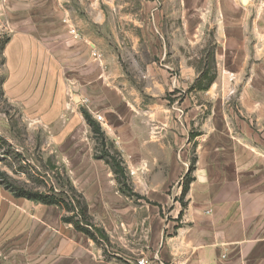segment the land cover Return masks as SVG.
Instances as JSON below:
<instances>
[{
    "label": "crops",
    "instance_id": "obj_1",
    "mask_svg": "<svg viewBox=\"0 0 264 264\" xmlns=\"http://www.w3.org/2000/svg\"><path fill=\"white\" fill-rule=\"evenodd\" d=\"M0 39L8 100L53 137L99 131L124 169L131 196L91 163L137 244L86 264H264V0L0 1ZM226 93L247 113L204 115Z\"/></svg>",
    "mask_w": 264,
    "mask_h": 264
},
{
    "label": "rangeland",
    "instance_id": "obj_2",
    "mask_svg": "<svg viewBox=\"0 0 264 264\" xmlns=\"http://www.w3.org/2000/svg\"><path fill=\"white\" fill-rule=\"evenodd\" d=\"M4 42L5 39H0V264H86L90 258L92 261L97 258L109 260L113 254H121L123 240L137 244L136 225L140 219L128 214L110 217L108 209H115L114 206L119 204L118 199L111 198V190L116 187L108 183L102 164L98 168L91 166L96 161L107 165L105 161H110L109 157L101 159L105 152L119 160L116 152L105 150L106 143L103 146L97 135L83 141L53 137L52 129L49 131L36 125L28 117L25 107L8 100L2 89L6 78ZM227 93L219 107L209 102L203 109L204 115L216 113L217 109L225 114L245 115L249 107L236 102L235 94L229 98ZM258 109L264 111V107ZM218 124L221 125V121ZM232 124L227 121L226 126L235 130ZM199 156L190 153L189 163ZM97 172L102 176L100 185H96L98 178L94 175ZM10 187L57 197L64 205L48 206L17 198ZM117 188L131 196L123 185L117 184ZM80 196L89 200L93 225L105 229L112 222L116 224L113 243L96 244L72 224L63 221L77 215L76 202L82 203ZM65 205H70L72 210ZM131 205L141 204L134 197ZM123 225L127 231L122 230ZM128 226L134 229L128 232Z\"/></svg>",
    "mask_w": 264,
    "mask_h": 264
},
{
    "label": "trees",
    "instance_id": "obj_3",
    "mask_svg": "<svg viewBox=\"0 0 264 264\" xmlns=\"http://www.w3.org/2000/svg\"><path fill=\"white\" fill-rule=\"evenodd\" d=\"M85 117L89 124L93 125L91 118L88 114H85ZM99 138L102 141L103 146L105 145V139L102 134H100L99 131ZM109 157L110 161L106 160L107 162L114 170V172L118 175L119 177V182L124 186L127 192L132 193V190L126 185L125 183V175H124V169L120 165V160L117 159V157L109 156L106 152L103 154L101 159H105ZM195 170V162L192 163V165L189 168V171L186 175V180L183 185V191H182V197L184 198L189 191V187L191 182L193 181V178L191 177V174ZM11 192L15 195L17 198H25L30 201L34 202H39L44 205L52 206H63L64 203L58 199L57 197L49 196V195H44L38 192L34 191H29L25 190L23 188H18V187H10ZM139 197V195H136ZM82 199V203L80 201L76 202V205L78 206V213L77 215H74L73 217H69L66 219H63L65 223L72 224L73 227L80 233L84 234L87 236L89 239L93 240L96 244H99V242L103 243H109L108 236L106 235L105 231L99 227H96L95 225L92 224V219L89 214L88 210V204L85 201L83 196H80ZM67 208L70 210L71 207L70 205H65ZM69 206V207H68ZM72 210V209H71ZM79 217V219H77Z\"/></svg>",
    "mask_w": 264,
    "mask_h": 264
},
{
    "label": "built area",
    "instance_id": "obj_4",
    "mask_svg": "<svg viewBox=\"0 0 264 264\" xmlns=\"http://www.w3.org/2000/svg\"><path fill=\"white\" fill-rule=\"evenodd\" d=\"M0 1L4 3V2H7L8 0H0ZM65 23H68V20H67V19L65 20ZM70 33L73 34L75 37L78 36V33H77V31H76L75 28H72V27H71V29H70ZM93 56H94L95 58H99V57H100V55L97 53V51H93ZM95 119H96L97 121L101 122V121L103 120V117H102L101 115H97V116L95 117ZM134 264H156V261H155L154 258H149V257H146V256H142V257L138 258V259L135 261Z\"/></svg>",
    "mask_w": 264,
    "mask_h": 264
}]
</instances>
